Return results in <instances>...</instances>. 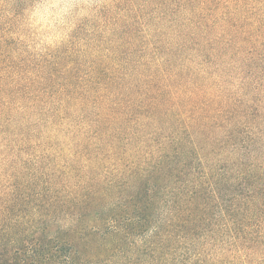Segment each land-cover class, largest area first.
<instances>
[{
    "label": "trees",
    "instance_id": "obj_1",
    "mask_svg": "<svg viewBox=\"0 0 264 264\" xmlns=\"http://www.w3.org/2000/svg\"><path fill=\"white\" fill-rule=\"evenodd\" d=\"M239 29L218 40H240ZM262 41L248 40L251 58L264 57L255 49L264 50ZM260 67L255 84L264 83ZM91 81L99 86L88 94L50 92L55 104L34 114H48L44 128L68 140L75 157L101 163L95 178L72 186L31 168L28 152L38 144L17 134L15 109L0 91V132L16 137L0 163V264H91L101 254L108 264H213L212 248L229 249L250 239L252 225L261 228L264 132L241 122L238 104L202 112L192 103L198 114L177 102L183 95L190 103L192 94L159 82L133 93L111 78ZM157 113L158 128L144 133Z\"/></svg>",
    "mask_w": 264,
    "mask_h": 264
},
{
    "label": "rangeland",
    "instance_id": "obj_2",
    "mask_svg": "<svg viewBox=\"0 0 264 264\" xmlns=\"http://www.w3.org/2000/svg\"><path fill=\"white\" fill-rule=\"evenodd\" d=\"M178 3L0 0L1 101L15 109L11 118L17 134L33 138L28 146L38 144L28 152L29 158L35 159L33 170L55 171L56 180H67L72 186L78 179L95 178L102 169L99 162L75 157L68 140L44 128L47 113L34 116L38 109L55 104L50 92L63 90L62 97L68 92L88 94V89L99 86L91 81L95 78L103 82L111 78L109 85L118 83L116 89H132L133 93L148 86L155 89L159 82L173 91L192 94L190 103L183 95L177 102L198 114L192 103L208 112L220 104L231 106L235 102L244 115L241 122L254 124L264 132V83L255 84L262 74L259 66L264 64V57L259 56L261 61L251 58L247 51L248 40L253 45L254 40L264 41V0ZM210 24H216V29L206 30ZM238 27L241 39L223 46L217 35L233 36ZM216 41L220 44L213 50ZM255 49L264 56L260 44ZM144 123V133L158 128V113ZM28 124L36 125L33 133ZM7 133L0 132V163L16 144V137H6ZM156 134L158 138V131ZM21 157L26 158L23 154ZM249 231L250 239L244 238L229 249L212 248L208 256L215 259L211 260L213 264H264V223L258 229L252 225ZM108 256L101 254L91 264H108ZM129 260L136 261L134 256Z\"/></svg>",
    "mask_w": 264,
    "mask_h": 264
}]
</instances>
